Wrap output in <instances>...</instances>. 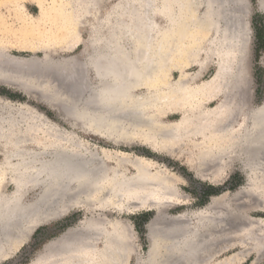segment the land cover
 <instances>
[{"label": "bare ground", "instance_id": "1", "mask_svg": "<svg viewBox=\"0 0 264 264\" xmlns=\"http://www.w3.org/2000/svg\"><path fill=\"white\" fill-rule=\"evenodd\" d=\"M99 1L101 0L83 1V7L77 11L71 9L69 11L65 9L66 7L64 8V5L52 11L43 7L38 19L26 16L21 7L18 14L23 23V30L19 34H12L8 40L0 37V87L21 91L29 99L37 98L52 109H56L60 103L65 104L66 115L75 118L76 128L100 137L115 147L128 148L137 144L148 147L153 152H165L169 156H175L184 139L201 137L203 145H197V148H203L201 157L191 170L203 180H208L203 174L213 172L214 176L209 180L214 184L221 180L220 168L226 157L230 155L244 154L250 156L255 163L264 162V106L261 109H254L248 105L243 108L239 102L243 92L240 94L238 87V90H232L233 81L239 84L241 80V67H236L234 74L231 75V69L234 67L231 68V64L226 60L218 68L211 83L203 84L202 87L186 92L187 94L180 91L183 85L162 97L157 95L147 98L140 93L147 88H158L161 85L158 79H161L162 73H168L171 68H179V65L172 67V64L176 52L180 50V45H184L190 35L182 32L183 27H180L166 37L155 40L157 36L154 35L158 29L153 19L154 11L158 7L155 0H123L120 11L112 13L109 17L107 35L100 39L101 41L95 42L94 52L86 59L85 65L76 64L75 66L78 62L73 60L51 63L50 53L65 50L68 45L75 43L74 39L80 36L77 26L86 17L97 15L96 7ZM221 1L226 8L227 14H225L230 16L229 4L225 3L226 0ZM232 1L240 7V0L230 2ZM170 2L172 10L176 9L177 12L181 10L180 15L183 17L188 15L185 28L192 29L191 25L194 22L190 23L187 20L193 12V6L194 12L198 15L197 9L200 4L204 5L209 14L208 21L212 22L211 27H219L218 17L217 22H214V16H217V10H219L217 0H184L182 3L180 0H170ZM258 4L260 11L264 14V0H258ZM69 13L71 15L68 18L71 23L70 32L65 31L64 25ZM174 13L173 11L170 20L176 22L180 15L176 14V17ZM51 14L58 15L62 21L61 26L64 25L61 28V34L54 38L46 37L38 31L37 26L47 20ZM113 14L116 15L115 18ZM218 14L220 15L219 12ZM225 17L221 16V19ZM198 18L196 16L195 19ZM234 22L233 26H235ZM222 24L224 25L223 22ZM185 28H183L184 31H187ZM220 28L222 27L218 30ZM227 31L224 30V32ZM240 34L236 36L237 39L235 37V40L238 41L237 49L241 50L239 39L243 34ZM247 34L245 35L248 36ZM244 43L246 41L242 44L245 47ZM13 50L30 53L41 50L45 53V57L42 60L33 58L25 60L12 56ZM229 51L224 40L223 53L226 57ZM197 53L195 61L199 62L200 55ZM191 61L190 57L186 60L187 63ZM27 67L37 70L41 67H44V70L49 67L48 70H50L51 67L55 71L54 75L58 74L61 80L68 72V81L70 80L72 85H74L72 80L75 81L76 90L75 87L74 90L73 87H68L71 92L69 91L66 96L62 95V92L57 99L54 97L55 93H51L53 84L49 86L48 77L42 79L35 76V80H30L25 78L26 76L17 75L18 69L24 70ZM87 67L91 69L95 81L91 83L92 86L86 82L89 79L88 72H85ZM218 83L222 88L218 86ZM81 90L83 92L80 95ZM76 91L77 95L83 96V99L79 97L76 99V94V98H73L72 92ZM232 91L236 93V106L223 104L214 111L206 113L207 103L220 95L225 96L224 98L228 101L233 94ZM42 93L45 95L43 100L40 96ZM181 94L197 102L193 109L195 113L193 119L174 124L164 122L163 120L169 119L172 113H179L184 108ZM249 96H247L248 99H250ZM222 112H226V117L221 114ZM2 120L3 117H0V138L6 141L11 140L9 147L11 149L8 148V151L4 152L6 165L18 176L15 178L17 192L14 196L4 198L0 193V258L7 254L6 251L11 246H15L17 241L24 240L36 217L39 220L41 216L48 215L49 211V218H59L70 209L78 207H85L101 214L96 221L88 222L84 227V236L72 235L73 232H69L68 235L78 240L77 244H70L73 239L67 237L70 239L67 248L61 250L59 258L55 256L49 259V264H128L129 254L135 246L132 242L133 234L130 232L132 229L130 230L126 221L108 219L110 213L155 212V219L147 226L151 242L149 257L145 264H225L222 260L218 261L223 253L231 247L246 246L245 239L248 237L245 234L238 232L229 236L228 231L231 229L239 231L240 226L248 221L238 211L233 210L229 214L224 198L215 199L200 212L185 210L176 216H168V210L187 206L186 201L189 198L185 197L179 189L181 180L177 175L159 168L155 162L147 159L131 160L128 154L119 152L115 156L116 151L114 154L105 149L95 152L86 148L81 139L76 136L66 137L62 134L55 136V133L50 145H40L41 150L33 151L30 147L35 143L34 139L26 135L24 137L26 136L27 140L16 136L10 137L11 134L7 136L4 130L8 128L1 129L4 122ZM238 120L240 122L236 126L237 129H233L232 124ZM10 122L13 121L10 120ZM227 132L231 135L224 144L225 138L222 140L220 135ZM210 140L215 141L216 145L218 143L216 149L207 148L205 144ZM37 187L42 188L39 198L31 204H24L22 201L24 193L26 194L30 188ZM61 205L60 209L55 207ZM37 224L38 222L31 227L30 232ZM263 231L255 233L257 237L249 238V240L252 238L253 247L259 240L264 241Z\"/></svg>", "mask_w": 264, "mask_h": 264}, {"label": "rangeland", "instance_id": "2", "mask_svg": "<svg viewBox=\"0 0 264 264\" xmlns=\"http://www.w3.org/2000/svg\"><path fill=\"white\" fill-rule=\"evenodd\" d=\"M83 1L85 2L86 0H0V37L8 40L10 39L12 34H19L20 31L23 30V23L18 14L21 7L24 9V14L26 16H33L38 19L43 7H45L46 10L52 11L54 8H59V6L64 5V8L66 7L65 9H68L69 11L70 9L73 11H77L83 7ZM155 1L158 5L153 15L154 22L158 25V29H156L154 35L157 36L155 37V40H160L161 38H163V36L166 37V35L173 33L175 29L178 30L180 27L185 28L186 17L188 15H185L183 17L180 15L181 10L178 12L176 11V9L172 10L173 8L170 0ZM180 1V3H182L184 0ZM226 1L225 3L229 4L228 7L229 10L231 9L230 14L232 16L230 14V16L226 15V8L222 5V1L220 2V0H217V2H219L217 6L219 10H217V16H214V22H217V17L218 20L220 19L218 26L222 28H220L219 30V27H211L212 22L208 21L209 14L208 12H206L203 4H200L199 8L197 9L198 15H196V12H194L195 7L193 6V12L190 13V16L187 20V22L190 23L194 22L193 25H191L192 29L189 30L185 28L187 31H184V29L182 28V32H186L187 34L189 33L190 35H188V38L187 40H185L184 45H180V50L176 52L175 60L172 64V67H174L175 65H179V68H171L168 73H162L160 77L161 79H158L161 85L158 88H147L141 90V94H143L147 98H152L153 96L157 95H161V97L167 96L172 92L178 90L181 85H183V88L180 91L184 94H187L191 90L199 88V86L202 87L203 84L211 83L218 71V68L227 60L229 61V64H231V68L232 66L234 67L231 69V75L234 74V69H236V67H241V80L239 82L240 85L235 80L233 81L232 85L234 86L232 87V90L235 91L239 88L240 94H242L241 92H243L242 97L240 98L241 100L239 101L241 107L246 108L245 106L248 105L249 107H252L254 109H261L264 106V14L260 11L258 0H240V7L233 1L230 2L231 0ZM121 5H123V0L99 1L96 7L97 15L86 17L82 21V23L77 26L78 35L80 36L74 39L75 43H71L70 45H68V48L66 47L65 50L50 53L51 58L49 57V59L51 63H53L52 61L69 62L73 60L75 62H78L75 63V66L76 64L78 66L85 65L86 59L94 52L95 48L93 47L96 44L95 42H97V40L103 39L107 35V25L109 17L112 15V13H118L120 11ZM222 7H224L223 9L225 11H223ZM173 11L175 12V16L176 14L177 16L180 15L178 17L179 20L177 19L176 22L170 20V16ZM246 11L248 12L246 13ZM218 12L220 13V15L218 14ZM221 13L223 15H221ZM236 14L238 15V17H236ZM67 15L68 16L66 18V23L64 24L66 26L65 31L70 32L71 23L68 18H70L71 15L70 13ZM196 16L199 17L197 20L195 19ZM221 16L223 18L226 16L227 18L225 17V19H228L229 17L230 18L227 21H224L225 19H221ZM115 17L116 15L113 14V18ZM239 18H242V22ZM222 22L225 26L222 24ZM233 22L235 23V26H233ZM243 22L246 24V26ZM61 25L62 21L60 17L56 14H51L47 20L42 21L37 26L38 31H40L42 34H45L46 37L54 38L58 37L61 34V28L64 26ZM226 29L229 30L227 31ZM224 30L227 32H224ZM237 31L240 32L238 33ZM228 33H230V35ZM8 34L11 35L8 36ZM238 34H243V38L241 37V39H239V42H241V50L237 49L238 41L235 40V37L238 36ZM245 34H247L248 36H246ZM224 37H226L228 41ZM49 38H47V40ZM228 38H231L233 41L231 39L229 40ZM224 40L225 45L227 44V47H229L230 50V55L228 54L229 57H226L223 53ZM244 40L246 41V43H244L245 47L242 45L243 42H245ZM229 42L233 43H230L228 46ZM242 46L244 47V49ZM57 49L59 48L57 47ZM237 51L239 53H237ZM197 52L200 55L199 62L195 61ZM11 54L14 57H20L25 60H29L32 58L36 60H42L45 57V53H43V51L41 50L35 53L13 50ZM189 57L192 59L191 63L186 62L187 58ZM237 58L239 59V61ZM181 64L183 65L180 66ZM27 68H25L24 70L18 69L17 75H23L24 77L26 76L25 78H29L30 80H35L36 78L47 79L48 77L47 81L49 86L50 84H53V86H51L53 88V92L51 93H55L54 97L57 99L62 92V95L64 94V96L69 93L70 90L68 89V87H73V90L75 87L76 90L77 84L75 85V81L72 80V83H74V85L69 82L70 80L68 81V72H65L66 78L62 77L63 79L61 80V77L57 76L58 74L54 75L55 71L51 67L50 70H48L49 67H47V69L45 70L44 67L39 68L42 71H38L39 69L37 70L32 67H30V69ZM34 69L37 71H35ZM46 71H50V74H47ZM85 72H88L87 78H89L86 82L90 86H92L91 83L95 81L93 80L91 69L87 67ZM41 74H43L44 76H41ZM182 81L184 83H182ZM218 86L221 87L220 83H218ZM82 92L83 90H81L80 95L82 94ZM84 93H86V91ZM232 93L233 94H231V96L229 97L232 100L228 98L227 101L224 98L225 96L220 95L217 96L216 99L212 102L207 103L205 109L206 113L214 111L223 104L236 106V93L233 91ZM72 94H74L73 98L77 97L76 99H83V96L81 97L80 95H77V91L72 92ZM35 95L38 96L39 94ZM0 96V117H3L4 120V122L2 120L3 127H1V129H3L4 127L8 128L4 131L7 133V136L11 134L10 137L16 136L21 139L25 138V140H27V136L28 138L34 139L35 143L30 147L33 151L41 150L39 149L40 145H50L54 138V135L56 136L62 134L66 137L73 135L81 139L82 144L86 146V148H89V150L99 152L105 149L113 152L114 154L116 151L115 156L118 155L117 152L128 154L131 160H151L155 162V164L159 168L168 170V172L172 175H177V177L181 180L178 186L179 189L185 195V197L189 198L188 201H186L188 205L168 210V216H176L185 210L200 212L206 209L215 199L224 198L227 207L229 208V214L233 210H235L236 212L238 211L241 216L250 224L248 222H246L247 224L245 223V225L242 224L239 231H236V228V230L234 231L232 229L231 231H228L229 236H232L238 232L242 235L245 234L248 237L247 239H245L247 244L246 246L244 245L242 247L237 246L229 248L225 253H223L222 257L218 261L222 260L223 262H225V264H264V241L259 240L258 243L253 247V245H251L252 238L251 240H249L250 237H257L256 234L260 233L261 230H264V182H262L264 181V162H261V164L255 163L250 156L244 154L230 155L223 161V168H220L219 178L221 180L217 182V184H214L210 181L214 176L213 172L210 171L206 174H203L204 178L208 180L210 179L208 181L203 180L198 176V174L191 170L192 167L195 166L198 159L200 160L201 157L203 148H197V145H203V139L201 137H191L184 139L180 143L181 147L175 154V156H169L165 152H153L148 147L137 144H134L133 146H130L128 148L115 147L100 137L92 135L83 129L76 128L74 125L75 118H71L66 115L67 108L64 106L65 104L60 103L61 105L59 104L56 109H52L46 103H44L43 101H39L37 98L34 100L29 99L21 91L8 89L6 87H0ZM40 96L43 100V97L45 95L42 93L40 94ZM181 96L183 95L181 94ZM247 96H249L250 99H248ZM245 97H247L248 100ZM65 98L67 99V97ZM243 99H245V101ZM181 100L185 105L183 106L184 108L182 109V111H180L179 113H172V116L169 119L163 120L164 122H168V124H174L179 121L184 122L193 119L195 115L193 109L197 105V102L191 98L188 99L185 96H183ZM229 100L231 103L229 102ZM198 113L199 112H197V114ZM221 114L226 117V112H222ZM22 115L24 116V118ZM10 120H12V123H14V125L16 126L12 125ZM28 121L30 124L28 123ZM239 122L240 121L238 120L234 122V124H232L234 125L233 129H237L236 126L239 125ZM24 135L26 136L24 137ZM229 135H231L230 132H227L224 135H220V138L222 140L225 138L223 140L224 144H226L225 142L230 139ZM10 142V139H7L6 141L0 138V193L4 198L12 197L17 192L15 178L18 175L16 176V174L9 168V166L6 165V156L4 155V152H7L8 148L10 147ZM205 145L207 146V148L210 147V149H216L218 147V143L216 145V142H212L211 140L206 142ZM128 169L130 171L132 170L131 168ZM41 192V187L32 189L30 188V190L26 191V194L24 193L23 195V203H33L39 198ZM236 194H238V196H236ZM55 207L60 209L62 208V205ZM47 213L48 215L46 214L43 217L41 216L39 220L37 219V217L35 218L33 225H35L36 222H38V224L30 232L31 227L33 226L31 225L28 230V235L24 237V240L21 241L20 239L19 242L17 241L16 245L14 244L15 246H11L10 249L6 251L7 254L3 253L4 256L0 258V264H49V259L54 258L55 256L59 258L61 250L63 251L67 248V244L70 243V239H73V241L71 240L70 244H77L78 240L76 241V239H74L72 235L78 234L80 237L81 235L84 236V227L88 224V222L90 223L96 221L101 214L98 211H91L85 207L70 209L64 216H61L59 218H49V211ZM109 215L110 216H108V219L110 218V220L126 221L130 227V230L132 229L130 232L133 234L132 242L135 246H133L134 249H132L131 253L129 254L128 264H145L149 257L151 242L147 226H149V224L152 223V221L155 219V212L141 211L134 212L132 214L110 213ZM254 221L258 222L253 223ZM260 227L263 229H261ZM69 232H73L72 235H68ZM67 237H69L70 239H68Z\"/></svg>", "mask_w": 264, "mask_h": 264}, {"label": "water", "instance_id": "3", "mask_svg": "<svg viewBox=\"0 0 264 264\" xmlns=\"http://www.w3.org/2000/svg\"><path fill=\"white\" fill-rule=\"evenodd\" d=\"M51 58V57H50ZM1 97V96H0ZM60 107V106H59ZM239 194V193H238ZM238 194H236V196H238Z\"/></svg>", "mask_w": 264, "mask_h": 264}]
</instances>
